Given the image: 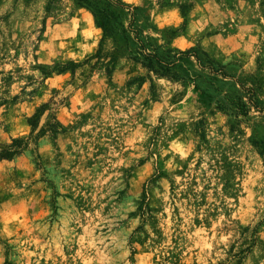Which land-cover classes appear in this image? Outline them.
<instances>
[{
  "label": "rangeland",
  "instance_id": "rangeland-1",
  "mask_svg": "<svg viewBox=\"0 0 264 264\" xmlns=\"http://www.w3.org/2000/svg\"><path fill=\"white\" fill-rule=\"evenodd\" d=\"M263 146L264 0H0V264H264Z\"/></svg>",
  "mask_w": 264,
  "mask_h": 264
},
{
  "label": "trees",
  "instance_id": "trees-1",
  "mask_svg": "<svg viewBox=\"0 0 264 264\" xmlns=\"http://www.w3.org/2000/svg\"><path fill=\"white\" fill-rule=\"evenodd\" d=\"M97 23H98V25L100 26V27H105V25L102 23V22H98V20H97ZM100 52V51H99ZM261 154H263L264 155V146H263V150L261 151Z\"/></svg>",
  "mask_w": 264,
  "mask_h": 264
}]
</instances>
